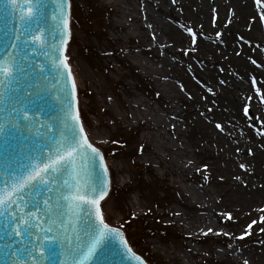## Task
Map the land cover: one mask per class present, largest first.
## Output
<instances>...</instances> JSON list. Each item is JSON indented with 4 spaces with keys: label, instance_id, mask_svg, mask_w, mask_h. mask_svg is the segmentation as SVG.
I'll return each instance as SVG.
<instances>
[{
    "label": "rangeland",
    "instance_id": "rangeland-1",
    "mask_svg": "<svg viewBox=\"0 0 264 264\" xmlns=\"http://www.w3.org/2000/svg\"><path fill=\"white\" fill-rule=\"evenodd\" d=\"M73 2L87 14L82 0ZM92 3L101 16L73 22L69 44L81 116L101 149L122 130L131 149L127 158L109 157L113 188L102 204L106 221L158 264H264V238L257 245L239 239L264 207V135L256 131L264 130V101L255 91L264 93V4ZM187 29L196 33L195 44ZM131 162L147 168L142 182L134 181ZM152 182L170 194L152 206L160 225L177 233L174 241L140 240L137 222L127 221L148 211L145 184ZM258 225L264 228V221L252 229Z\"/></svg>",
    "mask_w": 264,
    "mask_h": 264
},
{
    "label": "snow or ice",
    "instance_id": "snow-or-ice-1",
    "mask_svg": "<svg viewBox=\"0 0 264 264\" xmlns=\"http://www.w3.org/2000/svg\"><path fill=\"white\" fill-rule=\"evenodd\" d=\"M9 3L21 9L20 21L24 27L19 35L10 38L17 43L6 47L18 50L29 46L33 50L39 48L43 55L52 60L58 76H63L66 71L71 81V98L65 96L67 111L61 138L54 143L42 145L39 155L28 157L27 164L18 165L0 183V217H7V222L13 225L7 231L9 243L5 245L4 254L10 256L11 264H28L29 261L31 264H65L62 257L66 250L73 257L72 264H88L106 241L119 237L124 250L138 264H146L132 251L120 229L105 219L102 202L106 203L111 182L107 179L109 169L104 154L93 142L81 117L78 84L69 55V44L73 38L72 0H9ZM262 4L264 0H256L257 7ZM49 10L51 17L48 15ZM259 15L261 21H264V11ZM50 20H55L56 24H50ZM212 23H216L215 17ZM42 25L47 28V36ZM187 31L195 44L196 33L191 29ZM220 35L218 32L217 36ZM18 72L22 73L23 69L15 53L9 54L6 61H0V88L13 90L9 86ZM251 83L256 84V79L253 78ZM255 91L260 93V100L264 101V93H261L260 88ZM28 95L25 91L24 96ZM17 103L20 107L12 105L16 121L13 127L21 121L31 124L39 109L29 108L24 100H17ZM73 104L76 105L74 111ZM30 111L33 112L32 117L29 116ZM248 111L249 107L245 105L244 114L247 115ZM36 123L39 124L38 121ZM216 127L224 131L220 124H216ZM4 128L5 125H0V133L4 132ZM36 131L37 135H43L39 127ZM256 131L258 135H264V130ZM49 148L52 151H47ZM239 166L245 167L244 164ZM97 169L102 171L97 172ZM38 189L55 192V197L49 195L39 203L30 201L28 197L39 195ZM30 203L32 210L25 211ZM227 218L231 219V214ZM261 220L264 221V216ZM86 221L89 223L85 224ZM256 223L253 220L247 226L249 231L242 232L239 239L251 235L252 226ZM259 230L264 232V228ZM212 231L209 228L204 234ZM54 232L56 235H51ZM14 244L21 247L13 248ZM243 264H249V261L245 259Z\"/></svg>",
    "mask_w": 264,
    "mask_h": 264
},
{
    "label": "water",
    "instance_id": "water-1",
    "mask_svg": "<svg viewBox=\"0 0 264 264\" xmlns=\"http://www.w3.org/2000/svg\"><path fill=\"white\" fill-rule=\"evenodd\" d=\"M21 15V9L13 7L9 0H0V61H6L9 54L15 53L19 66L23 69L22 73L16 74V79L9 86L13 90L5 91L0 88V125H5L4 132L0 133V183L18 165L27 164L28 157L39 155L42 145L54 143L61 138L60 134L67 111L65 96L71 98V81L66 71L63 76H58L52 60L43 55L39 48L33 50L29 46L27 49L18 50L10 46L6 47L11 43H17L10 38L19 35L24 27L20 21ZM48 15L51 17V10L48 11ZM50 24H56V21L50 20ZM42 30L47 36V28L42 25ZM17 89L18 91H15ZM25 91L29 94L27 97L24 96ZM17 100H24L31 109H39L31 124L21 121L18 126L13 127L16 121L12 105L16 104V107H20ZM75 107L76 105L73 104V111ZM29 116H33L32 111L29 112ZM37 127L43 135H37ZM47 151H52V149L49 148ZM96 171L101 172L102 170L97 169ZM109 176L108 171V180H110ZM38 192L39 195L33 194L28 199L39 203L49 195L55 197V192L48 193L44 189H38ZM31 210L32 204L30 203L25 211ZM86 223L89 222L86 221ZM12 227L13 225L7 222V217H0V264H11L10 256L5 255L4 252L5 245L9 243L7 231ZM120 231L123 233V238L127 240L124 231L122 229ZM51 235L55 236L56 233ZM128 245L130 246L129 243ZM19 247H21L19 244L13 245V248ZM136 254L144 260L141 255ZM21 259L23 260L24 257L21 256ZM62 259L65 264L73 262V257L66 250ZM28 264L31 262L29 261ZM88 264H138V262L124 250L121 239L115 237L106 241L96 256L88 261Z\"/></svg>",
    "mask_w": 264,
    "mask_h": 264
},
{
    "label": "trees",
    "instance_id": "trees-1",
    "mask_svg": "<svg viewBox=\"0 0 264 264\" xmlns=\"http://www.w3.org/2000/svg\"><path fill=\"white\" fill-rule=\"evenodd\" d=\"M73 1H75V0H72V2ZM82 1L87 5V14L82 15V11H80L81 12V15H80V12H78L79 7H77L76 4L73 2L72 18H73L74 22L79 23L80 18L81 19L84 18V19H86V21H90L91 19H93L96 16H101L102 13L100 11H97V12L94 11L95 8H94V5L92 3V1H94V0H82ZM106 10H108V9H106ZM105 14H107V12L103 13V17L105 16ZM93 33H94V31H93ZM86 96L89 99H91L90 94H86ZM82 118H83V116H82ZM189 127H190V129L193 128L190 125V123H189ZM113 141H118V142L113 143ZM126 144H127V135L125 134L124 130H122L121 132H118V133L116 132L115 134H112L111 139L109 141V144L106 145V147L103 149L104 154H105L104 156H106V157L107 156H117V157L123 156V157L127 158L126 155L129 151H131V149H129L128 145H126ZM131 166H132L134 177H135L134 181L135 182H142L141 176L144 174V172H147V168L146 167H143V168L139 167L134 162H131ZM155 184H156L155 182H152V184L151 183L145 184L147 187V190H148V192H147L148 200L150 198V204H151L148 206V211L145 214L139 216L138 218L134 217L133 215H130V217H127V221H128V223L131 222V220L137 222L136 227L139 231L138 235L141 236L140 240L145 239L146 236L151 235L154 237L157 236L161 240H164V241H174L178 238L176 236L177 233L169 226L160 225L159 219L156 216L155 211H153V206H152V205H156L157 207H160L161 202L168 201V197L170 194L165 189H162V188L159 189ZM145 185H144V187H145ZM129 189H130V186L123 188V189H116L115 194L118 191H120V192L124 191L125 192ZM160 192H162V194H160ZM259 213H260V215H258L256 217V220L261 219V217L264 216V211H262V212L260 211ZM244 217H243V219L247 220ZM247 221L250 224V221H253V219L250 221L249 220H247ZM248 222H246V223H248ZM260 228H262V227H260L258 225L255 228L251 229V235L245 236L244 237L245 241L252 243L253 245H257L260 241H262V239L264 237H262L263 232H261L259 230ZM246 231H249V230H246ZM129 237L130 236L127 237L129 239V242L136 249V247L139 246L138 241H136V239L133 237H131V238H129ZM140 251L138 250V252L141 253L147 259V261H149L150 264H158L156 258L153 255L149 254L148 249L146 251L145 250H143L141 252Z\"/></svg>",
    "mask_w": 264,
    "mask_h": 264
},
{
    "label": "bare ground",
    "instance_id": "bare-ground-1",
    "mask_svg": "<svg viewBox=\"0 0 264 264\" xmlns=\"http://www.w3.org/2000/svg\"><path fill=\"white\" fill-rule=\"evenodd\" d=\"M107 161H108V163H111V160H110V159H108ZM102 204H103V203H102Z\"/></svg>",
    "mask_w": 264,
    "mask_h": 264
}]
</instances>
